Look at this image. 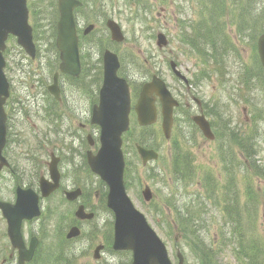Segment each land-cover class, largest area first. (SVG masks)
I'll return each instance as SVG.
<instances>
[{
    "label": "rangeland",
    "instance_id": "374dc122",
    "mask_svg": "<svg viewBox=\"0 0 264 264\" xmlns=\"http://www.w3.org/2000/svg\"><path fill=\"white\" fill-rule=\"evenodd\" d=\"M82 1L88 2V5L78 12L79 16L85 19L84 26L89 22L95 23L97 28L84 40L83 53L81 50L83 62L88 66L80 79L81 90L72 88L65 77L59 79V84L69 99V103H65V106H62L63 103H58V106L53 107L56 119L55 117L49 119L44 113L47 104L50 103L44 90L46 91V87L51 84L52 80V73H48L47 70L50 68L46 67L49 61H52V55L48 53L53 49L50 43L34 40L37 58L30 61L24 53H21L15 39L9 37L3 53L6 63L4 73L9 81L11 94L6 111L12 116L14 113L9 104L17 100L20 103L22 101L26 103L25 106L19 107L21 112L25 110L26 114L16 113L9 121L8 138L11 140L13 155L11 156V168L5 170L2 177L6 196L9 195L14 183L26 186L33 181H38L40 176H45L47 163L50 161L49 154L53 152L62 162V165L59 164L63 175L61 190L72 191L76 187L81 188L83 196L79 198V201L95 215L92 221L76 222L73 213L77 203L66 202L60 192L49 201L43 202V214L30 229L32 231L36 228L38 231L41 229L44 234L49 232L51 235L48 236L49 238L43 235L44 243L36 254L35 260L37 261L34 260L31 264H124L130 259L128 253L111 252L112 217L98 199H95V194L99 195L102 188L98 184V179L91 176L85 169L84 154L90 150L96 151L98 130L78 118L89 117V106L97 102L98 86H93L91 78L94 74L95 62L100 59L101 49L107 45L108 37L104 29L106 19L115 20L124 34L123 42L117 45L115 50L121 56L120 72L128 80L130 86L132 107L141 85L149 81L148 74H152L153 71L154 73L159 72L160 77L172 90L185 91L182 83L171 74L169 61L176 63L181 71L188 69L191 75L195 71L208 70L207 65L199 63V59L189 53L183 42L185 32L188 34L191 28L207 20L221 22L223 37L227 39V45L229 48L235 47L238 55L239 60L233 59L234 55L229 54L230 64L223 71L230 75L228 80H234L237 77L239 65L249 70L258 66L255 45L253 46L252 43L254 33L243 32V40V36L238 31L240 29L238 23L242 20L237 7L244 0ZM220 1L223 3L222 9L207 17L208 4L218 3L219 5ZM255 2L257 10L264 6V0ZM54 6L55 0H45L43 16L40 17L43 30L39 29L45 32V38H48L50 26L56 19ZM98 16L101 18L97 21L95 17ZM246 21H248L247 25L253 23L252 19L247 20L246 18ZM29 23L32 26L30 20ZM259 27L260 25H257V28ZM157 33H163L168 41L167 46L161 50L156 47ZM50 42H53V39ZM97 72H99L98 69ZM185 76L190 78L189 75L185 74ZM96 78L101 79V75L97 74ZM223 81L224 76H215L212 73L209 80L197 88L198 92L202 99L212 104L213 109L216 106L220 108L223 118L230 119L233 122L232 125H236L241 134H247L251 128V126H246L251 104L247 106L243 100L246 97L243 90L240 92L233 89L234 92H232L230 89H224L221 86ZM233 83L231 82L229 86L231 87ZM262 98V94H259L255 103L259 104ZM184 102H189V99ZM64 112H68L70 118ZM213 121L216 123L215 119ZM79 123L86 125L79 127ZM188 128V124L184 121L181 132L178 127H175L171 133L170 141L174 140L178 146L187 151L191 160V169H193L191 174L194 175L193 179L186 183L185 190L179 188V193L175 194L170 175L172 145L162 136L160 120L158 119L150 130H141L136 126L134 113H130V130L123 136L122 146L125 162L128 163V169L127 165L125 166L126 176L124 173L128 187L127 195L163 242L171 264H177V254L182 257L183 264H202L199 258L201 255L198 256L193 248L190 249V243L193 246L195 244L190 240L195 227L205 231L208 235H204L203 244L211 246L214 252L215 258L211 264H239L237 259L244 254L241 251L242 246L247 248L245 252L255 253L249 264H264V176H256L253 169H244L240 152L234 148L238 167L234 170L232 183L239 194L240 209L237 207V210L240 219L231 214L224 216L218 211V208L222 211L220 207L210 206V204H215V201L221 200L224 185L227 183V176L223 170V167H226L223 162H220V156L218 157V146L221 142L209 141L196 131L192 135L189 131L187 132ZM87 136L91 137L93 146L87 145ZM139 140L148 141L153 145L159 155L157 161L143 167L138 158L134 157L132 147ZM259 157H262V154H258L255 158ZM257 163L264 167V156L261 162ZM246 165L247 168L250 167L249 164ZM206 174L213 176L216 180V191H211L208 210L202 214L204 211L201 212V207L197 206L191 210L190 219L192 218V221L181 222L182 224L175 223V211L172 207L174 200L187 199L191 192L202 194L203 188L200 185L202 177ZM157 177L162 181H157ZM145 187L151 191V199L148 202H145L142 196ZM171 193L175 195L171 196ZM217 204L219 206L221 203ZM224 221H227L226 224L232 229L231 237L236 234L237 230L234 223L239 221L242 237L237 240H241L240 248L234 240L222 239L220 230ZM72 225L79 227L81 235L65 242L64 237ZM3 226L5 230V222H0V233L3 232ZM59 244H62V247ZM98 245H103L104 248L97 260L93 258V251ZM47 248H50V251ZM43 251L47 252L43 253ZM0 253L6 258L9 252L0 251ZM1 259L0 254V261Z\"/></svg>",
    "mask_w": 264,
    "mask_h": 264
},
{
    "label": "water",
    "instance_id": "95a60500",
    "mask_svg": "<svg viewBox=\"0 0 264 264\" xmlns=\"http://www.w3.org/2000/svg\"><path fill=\"white\" fill-rule=\"evenodd\" d=\"M79 3L73 0H58L59 20L56 25L55 47L59 53V72L71 77H78L80 63L77 48V36L72 16L73 8ZM111 38L115 42H122L123 36L119 27L112 21L107 22ZM32 31L27 24L26 0H0V167L6 165L1 157V150L5 144L6 127L3 105L9 96V85L3 74L5 65L2 52L9 35L16 37L17 44L30 57L34 58L35 48L32 43ZM166 45L162 35L157 36V46ZM257 52L260 63L264 68V32L257 39ZM174 68V65L171 64ZM119 64L115 55L105 52L103 56V77L98 93V102L92 107L90 123L98 126L99 148L95 154L87 152L86 159L90 171L106 186V207L113 215L112 250L116 252L130 251L132 260L128 264H171L165 246L154 231L147 224L144 216L137 211L128 198L124 184V160L121 152V136L129 127L130 96L128 85L124 79L117 77ZM58 74L53 76V83L47 88L50 95L59 99L57 86ZM161 104V129L167 139L172 125V110L177 106L161 80L153 77L149 83L143 85L137 102L133 108L139 126H148L156 120L155 97ZM203 135L212 139L208 124L202 117L194 119ZM91 143V142H90ZM91 145V144H90ZM136 151L145 165L155 160L157 155L151 150L136 146ZM49 164L50 182L41 178L39 181L42 197H47L58 188L57 159L52 158ZM14 205L0 203V211L6 220L7 235L11 245L18 250L19 264L31 258L33 247L25 250L21 237L20 225L22 220L31 219L39 215L38 197L31 189L17 188ZM79 191L66 194L69 200L75 199ZM144 199L151 198L148 189L142 193ZM78 219H91L92 214L86 215L82 207L75 213ZM76 228H72L67 238L77 237ZM98 246L94 251L97 259ZM178 264H182V257L177 254Z\"/></svg>",
    "mask_w": 264,
    "mask_h": 264
},
{
    "label": "trees",
    "instance_id": "16d2710c",
    "mask_svg": "<svg viewBox=\"0 0 264 264\" xmlns=\"http://www.w3.org/2000/svg\"><path fill=\"white\" fill-rule=\"evenodd\" d=\"M31 11H32V19H33V26H34V35L33 38L35 42H43V43H50V46L53 48L48 53L52 55V61H49L48 66H46L48 73H53L57 69L58 65V57L57 51L54 47V37H55V23L53 22L49 29V36L48 38L44 37L45 32H42L38 29L37 24V10L41 7L40 0H31ZM256 0H244V2H240L238 4L237 10L239 12L240 18L242 20L241 23H238V31L244 38V33H254L253 37V44L255 43L256 37L264 30V6L257 10L256 8ZM223 7V3H209V15H212L214 12H219ZM217 14V13H216ZM219 16V15H218ZM248 19H252L253 23L248 24ZM217 20V18H216ZM212 23L207 24L203 22V24H198L195 28H191L190 35L193 37L194 41L196 42H204L208 44L209 54L212 56V63L215 68V72H218L219 67L224 62L227 65V61L229 60L228 54L233 53V46L229 48L227 45V39H224V31L221 28V22L213 20ZM257 25H260L257 28ZM53 39V42L50 40ZM199 48V47H197ZM196 48V49H197ZM205 49V48H203ZM199 50V49H198ZM224 50L228 52L224 53ZM49 55V56H50ZM48 56V57H49ZM207 57V56H206ZM208 58V57H207ZM31 61V60H30ZM128 63V62H127ZM240 73L234 79V85L238 86L241 90L244 91L246 97L243 99L245 103L251 104L250 110V122L252 126L250 131L247 134H241L236 125H232L233 122L230 119L223 118V112L216 106L213 109V117L216 121L214 122L216 128V136L218 139L222 140L221 146L222 150L219 152V159L220 162H223L224 166L223 170L227 176V183L224 185L225 189L222 191V198L220 201H215V204H210L212 208L220 207L222 211H218L223 213L224 216L227 214H231L236 216L240 219L239 212L237 207H239V194L235 189V185L232 183L233 181V173L234 170L238 167V163L236 162L237 155L234 151V148L240 152V155L243 159L241 164L244 169L252 170L254 174L257 176H264V167L259 165L257 162H261V159L264 156V70L258 66L256 70H249L246 69L244 66L240 65ZM50 70V71H49ZM98 75L100 73L98 72ZM71 82V86L77 90H81L80 79H71L68 78ZM228 80V79H227ZM101 79L94 77L92 80L94 87H99ZM229 81V80H228ZM92 92V91H89ZM45 95L49 98L50 103H48L47 107L45 108V112L48 115V111H52L55 119L56 113L53 111V107L58 106V103L54 101L52 98L49 97L47 92L44 90ZM259 94H262L263 98L260 100L259 104L255 103ZM252 98V99H251ZM251 99V100H250ZM9 105H18L19 107H23L26 105L25 102H12ZM22 105V106H21ZM22 111V110H21ZM19 111L21 114L22 112ZM23 115L26 114V111L23 110ZM188 139V137H186ZM261 139V142H260ZM138 144L143 147H150L153 148V145L150 144L148 141L139 140ZM249 147V148H248ZM180 146H178L175 142L172 144L171 149V179L173 187L175 188V194L178 192L179 188L185 190L186 183L190 182L194 175L191 174L193 169H191V160L189 155L186 153ZM258 154H262V157L255 158ZM249 164L250 167L247 168ZM86 172L89 173L87 167H85ZM128 169V166H127ZM127 173V172H126ZM90 174V173H89ZM91 175V174H90ZM158 176V175H157ZM201 187L203 188V193H190L187 196V199H176L173 202V209L175 211V223L182 224L181 222H190L193 219H190L192 214L191 210L197 206L201 207V212L204 211V214L208 210V201L210 200L211 191H216V180L213 176L206 174L202 177ZM162 180V179H161ZM98 184L103 188V184L98 180ZM127 186V184H126ZM100 191V202L104 206L105 204V195L106 190ZM128 188V187H127ZM179 193V192H178ZM175 194L171 193V196ZM253 196V194H252ZM254 197V196H253ZM217 203H221L219 206ZM217 205V206H216ZM248 207V203H246ZM105 208V206H104ZM107 211V210H106ZM234 211V212H233ZM108 212V211H107ZM227 221L222 222V228L220 230V235L222 239L230 238L234 240L238 247L240 248L241 240H237V238L242 237V230L240 231V223L235 222L234 226L237 228L236 234L231 237V227L226 224ZM205 225V224H204ZM195 227V231H193L190 237V240L194 241L195 244L190 243V249L193 248L195 253L202 256L199 258L202 261V264H211L214 262V255L211 246L208 247L204 245L203 241L205 236H208L205 231L201 229H197ZM230 241L229 239H227ZM247 248L245 246L241 247L243 255H241L237 260L240 263L249 264L253 258L255 253H247L245 252ZM204 256L206 258H204ZM253 256V257H252ZM246 260V261H245Z\"/></svg>",
    "mask_w": 264,
    "mask_h": 264
},
{
    "label": "flooded vegetation",
    "instance_id": "af4514ba",
    "mask_svg": "<svg viewBox=\"0 0 264 264\" xmlns=\"http://www.w3.org/2000/svg\"><path fill=\"white\" fill-rule=\"evenodd\" d=\"M96 28H97V25L95 24L92 32L95 31ZM92 32H90V33H92ZM77 33H78V40H79V45H80V47H79L80 48V56L82 58V53H83V50H84V40L86 39V37H88V35L90 33L89 34H85V26H84V24L81 25L79 27V29H77ZM81 50H82V53H81ZM81 67L83 68V65ZM177 69H179L178 66H177ZM153 73H154V71H153ZM181 73H183L184 75L185 74L189 75L190 78H192L191 74L188 71V69H183V71H181ZM154 74H156L157 76H160L159 72L154 73ZM185 91H186V93L182 94V96L180 98L183 100L185 95H187V97H190L192 99V101L196 104L197 110L199 112H202V103H201V101L199 99L196 98L195 95H197V94H193L196 91L194 86H190V87L186 86L185 87ZM197 96H200V95L198 94ZM64 99H65L64 103L68 104L69 103V99H67L66 97H64ZM185 106H186L187 110L193 111V109L191 108V106L189 104L186 103ZM49 113L51 115H53L52 112H49ZM64 113H65V115L68 118H70L68 112H64ZM78 118L80 120H82V121H85L88 125L95 127L94 125H92L90 123V117H86V118L78 117ZM79 119H78V121H79ZM68 121L66 123L67 126L69 125ZM85 125H86L85 123H79V127H84ZM11 151H12L11 142H6L5 146L2 148L1 156L5 159L6 164H8L9 166L7 165V167H6V165L1 164V167H0V203L13 204L15 202V198H16V189H17V187H21L23 189L30 188V189L34 190L39 195V203L41 205V207L39 206V208L41 209L39 217H41L42 214H43L42 213L43 212V210H42L43 202L49 201L50 198H52L56 193H58L60 191L61 187L59 185V188H58V190L56 192L52 193L47 198L43 199L41 197V194H40V187H39V184H38L37 180L33 181V183H29L26 186L18 184V183H14L11 186V191H10L9 195L6 196L5 191H4V183H3V178L2 177H3L4 171L5 170H9L11 168V156L13 155V153H11ZM59 164L62 165L61 159L59 160ZM59 164H58V167H59ZM59 174H60L59 183H61V181L63 179V175H62V170H60V168H59ZM40 177H42V176H40ZM44 177H47V174ZM61 194L63 195V191H62ZM47 210H48V208H47ZM39 217L35 218V219L24 220L21 223V228H20L21 229L20 230V232H21V240H22V244H23L25 250H29L30 246H34L31 258L28 261H25L23 264H31V263L34 262V260L36 258V254L38 253V250L41 249V247H42V245L44 243V241L42 239L43 235L46 236L47 238H49L50 237L49 235H51L49 232L44 234L43 231H41V229L39 231L37 230V228H36L35 231H32V229H30L33 226V224L39 219ZM0 222H3V223L5 222V230H4V226H3V232L0 233V251L3 252V253L9 252L8 255L6 256V258H4V254L0 253L2 255V259L0 261V264H19L18 250L16 248H14L11 245V243H10L9 237L7 235V232H6V230H7L6 221H5V218L2 216L1 212H0ZM47 249L50 251V248H47ZM46 252L47 251H43V253H46ZM35 261H37V260H35Z\"/></svg>",
    "mask_w": 264,
    "mask_h": 264
}]
</instances>
